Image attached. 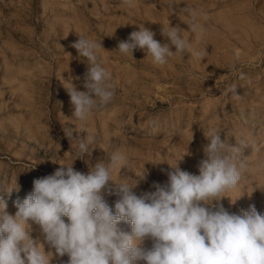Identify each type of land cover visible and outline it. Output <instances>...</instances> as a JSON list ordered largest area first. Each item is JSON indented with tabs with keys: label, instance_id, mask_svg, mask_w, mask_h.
<instances>
[{
	"label": "rangeland",
	"instance_id": "374dc122",
	"mask_svg": "<svg viewBox=\"0 0 264 264\" xmlns=\"http://www.w3.org/2000/svg\"><path fill=\"white\" fill-rule=\"evenodd\" d=\"M189 11L203 33L191 30ZM137 25L162 44L161 29L176 27L191 48L164 65L142 50L125 56L118 42ZM78 36L102 42L98 62L115 91L110 104L83 121L72 117L64 87L79 77L73 83L86 90L87 58L71 46ZM209 128L239 147L247 163L239 185L219 203L230 213L255 204L264 214V0H0V198L9 213L35 179L72 163L87 173L113 153L125 157L113 181L138 180V195L167 183L177 162L198 175ZM69 129L93 137L83 158L77 159L79 139L65 135ZM144 168L146 179L139 180ZM104 199L114 212L118 198ZM119 226L130 230L128 222ZM31 236L43 242L36 225ZM67 260L54 254L51 264Z\"/></svg>",
	"mask_w": 264,
	"mask_h": 264
},
{
	"label": "clouds",
	"instance_id": "9594fccd",
	"mask_svg": "<svg viewBox=\"0 0 264 264\" xmlns=\"http://www.w3.org/2000/svg\"><path fill=\"white\" fill-rule=\"evenodd\" d=\"M189 15L191 30L203 33L197 13ZM137 26L139 30L118 42L116 50L125 56L142 50L154 64L164 65L191 48L176 27L161 29L167 40L162 44L155 32ZM71 46L88 61L86 90L73 83L79 77L64 85L72 117L83 121L110 104L115 91L110 74L98 62L102 42L78 36ZM65 135L79 139L77 159L89 154L92 136L79 138L70 129ZM205 137L199 174L182 170L177 162L170 165L167 183H154V191L138 195L134 191L138 180L114 182L112 172L124 167L125 157L113 153L107 163L97 162L87 173L75 170L72 163L35 179L33 191L22 202H14V214L0 198V264H51L54 254L66 255V264H264V214L255 204L230 213L219 203L224 193L239 185L247 168L241 149L222 139L216 128H209ZM146 176L144 168L139 180ZM105 194L118 198L114 212ZM122 221L130 223V230L119 226ZM33 225L43 242L32 238ZM146 240L152 242L151 248L143 246Z\"/></svg>",
	"mask_w": 264,
	"mask_h": 264
}]
</instances>
